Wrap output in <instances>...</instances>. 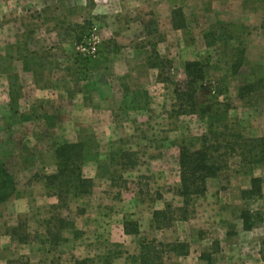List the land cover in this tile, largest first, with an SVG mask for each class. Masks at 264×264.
Wrapping results in <instances>:
<instances>
[{
    "label": "rangeland",
    "instance_id": "374dc122",
    "mask_svg": "<svg viewBox=\"0 0 264 264\" xmlns=\"http://www.w3.org/2000/svg\"><path fill=\"white\" fill-rule=\"evenodd\" d=\"M11 1L13 15L7 20H15L23 31L21 42L31 40V35L41 41L46 37L43 35L51 34L46 50H41L43 45L39 44L32 53L27 49L28 53H24L22 48L19 52L26 54L31 64L43 60L38 88L51 87L49 100L58 101L63 111L61 120L66 126L75 124L78 136L74 143L84 147L86 159L101 156L111 161L103 176L111 184L99 180L93 185L95 191L91 196L70 201L68 209L55 210L56 198L49 200L43 179L49 171H54L55 148L68 143L67 139L57 144L59 136L48 134L39 139L40 144L44 142L41 149L32 147L31 151H23L25 155L31 152L39 160L31 183L35 184L40 200L33 212H39L44 221L58 214L71 223L78 219L76 237L70 230L60 234L51 230L57 237L56 242L47 238L48 227L40 219L33 235L39 258L32 264H77L83 260H87L86 264H136L140 244L154 240L188 246L187 255L182 257L157 247L164 252L162 264H263L259 250L264 240V183L260 198L241 199V192L250 186V178L263 175L259 168L250 173L247 167H241L236 156L228 159L227 169L207 180L206 193L194 199L187 221L172 222L168 228L155 230L152 214L163 210L165 204L181 207L182 199L176 195L179 149H198L210 126L219 133L246 139L264 137V97L253 94L241 99L238 96L241 86L264 76V0ZM0 7L3 10L5 6L0 3ZM173 9L182 11L187 23L184 31L169 28L167 14ZM220 22L235 38L238 35V41H213L209 45L203 39L209 30L218 33ZM77 26L81 27L80 33L85 30L81 45L71 36L72 30L78 31ZM110 40L119 46L118 52L111 51L107 60L101 61L100 69L81 85L91 90L100 109L92 115L81 105L79 108L72 103L70 95L76 92L78 84L71 85L69 89L75 91L67 94L64 85H53L50 80L55 78L58 82L64 75L75 79L72 71H67L71 56L75 52L95 53ZM153 47L166 61L161 70L165 80L162 83L157 80L158 71L146 64ZM234 47L245 52L244 65L237 74L231 70ZM188 61L207 64V76L196 94L195 113L182 115L173 90L184 80V64ZM29 76L22 74L21 78L26 90ZM5 82V78L0 81L2 92ZM63 92L68 96L64 97ZM82 100L86 108L91 97H82ZM29 104L30 101L24 102L21 108L26 109L24 105ZM71 110L75 111L68 112ZM68 130L71 131V126ZM28 137L35 138L32 134ZM97 142L101 144L96 149ZM120 152L128 155V162H133L134 168L120 166ZM16 182L25 183L20 178ZM245 209L262 216L261 223L250 231L242 229L240 213ZM85 211L97 217L94 224L77 218ZM17 221L23 226L19 236H25L27 215L20 214ZM124 223L128 228L136 225L139 234H125ZM11 258V264H29V256L23 249L20 255Z\"/></svg>",
    "mask_w": 264,
    "mask_h": 264
},
{
    "label": "trees",
    "instance_id": "16d2710c",
    "mask_svg": "<svg viewBox=\"0 0 264 264\" xmlns=\"http://www.w3.org/2000/svg\"><path fill=\"white\" fill-rule=\"evenodd\" d=\"M170 24L174 31H184L187 28L186 20L179 9L171 11ZM264 25V24H263ZM264 27V26H263ZM71 31L72 39L77 45H81L83 33H80L81 27ZM209 45L217 42L233 43L238 41L237 38L228 30L225 24H218V33L209 30L203 35ZM214 43H211L213 42ZM233 47V46H232ZM100 48V47H99ZM93 54H84L75 52L69 59L71 67L67 71H72L75 81H86L95 71L100 69L102 60H107V55L117 53L119 46L113 40L107 41ZM233 63L231 65L232 74H237L244 65V50L232 48ZM25 63L29 62L28 56H24ZM28 62H27V61ZM41 61V60H39ZM166 61L162 59L153 47L150 55L146 59L149 69L158 71L157 80L164 82L161 70ZM207 64L201 61H188L184 64V80L176 84L173 90L174 96L178 103L179 114H194L196 110V94L200 83L207 76ZM253 94H260L264 97V76L254 79L252 82L241 86L238 89V96L241 99ZM228 135V137H227ZM86 152L80 143L64 142L56 147L53 152L56 172L44 177V186L49 192V196L57 200L55 210L68 209V203L72 200H81L87 198L93 193L92 180L85 178L82 167L86 162ZM236 156L240 160L241 167H247L250 173L259 168L263 177H251L248 189L241 192V199L251 201L258 199L262 195V186L264 183V137L246 139L240 135L219 133L214 127L210 126L208 134L202 136L200 147L198 149H188L181 147L178 154L179 167V184L176 195L182 199V205L179 208H173L170 204H165L163 210H156L152 214L153 228L161 230L168 228L172 222L187 221L189 217L188 209L194 199L203 197L206 193V183L209 179L216 178L221 172L227 169V161L230 157ZM120 166L122 168H134L133 162H128V155L124 152L119 154ZM251 176V175H250ZM16 191V184L13 177L8 171L0 166V204L11 199ZM242 229L244 231L252 230L257 224L261 223L262 216L259 213L245 209L240 213ZM51 221V222H50ZM48 227L45 231L47 238L51 242H56L57 237L51 230H56L59 234L64 230H70L73 236H77L74 223L61 217L60 214L46 223ZM53 225V226H51ZM51 226V228H50ZM22 225H17L10 231L11 238L18 236L19 243H24V236H19ZM123 230L127 235H138L137 226L128 228V224H123ZM155 240L148 243L140 244V252L136 258V264H162V250L157 247L167 249L166 252L175 253L177 256H186L188 246L185 243L161 244ZM259 255L261 262L264 264V240L260 243ZM87 260L77 262V264H86ZM109 264V263H104Z\"/></svg>",
    "mask_w": 264,
    "mask_h": 264
},
{
    "label": "crops",
    "instance_id": "0c3cea01",
    "mask_svg": "<svg viewBox=\"0 0 264 264\" xmlns=\"http://www.w3.org/2000/svg\"><path fill=\"white\" fill-rule=\"evenodd\" d=\"M6 1L8 2H2V0H0V3H3V6H5L3 10L1 9L2 7H0V81L2 82L3 78L6 80V86L3 88L4 92H2L0 88V166H3L15 181V197L13 196L12 198L16 199L14 200L11 198L7 202L0 204V264H11V256L20 255L21 249L26 251V254L29 256V264H32L38 261L39 258V252L34 248V228L39 226L40 219L44 224L47 220H45V222L43 220L44 217L41 218L39 212H33V208L37 205L38 200H40L38 197L39 195L36 193L35 184L31 183L33 176H35L38 171L37 166L39 160L33 158L31 152L25 155L23 151H31L32 147L41 149L44 142L40 144L39 139L41 141V139L48 134H54L55 136L57 134L56 137H61V139L59 137L56 138L57 144L66 139L68 143H74L76 142L78 134L76 133L75 124H70L71 131H69L68 127L70 126H66L64 121L61 120L60 113L63 111L60 110L58 101L52 102L49 100L52 96V93L48 94L49 88L51 87L38 88V77L40 70L43 69V62L41 63L39 60H35L34 63L31 64L26 60L28 62L26 64L24 59L26 54H19L20 48H22L24 53H32L35 49L34 47H37L39 44L43 45V49L41 50H46L45 47H48L49 41L48 37H51V34L43 35L47 38L40 36L43 37L41 41H38L39 37L34 39L36 35H31V40L28 42H21L20 34L23 31L21 32V28L17 26L15 20H7L13 14L9 6L12 1ZM170 17L171 11L167 14V18L169 19L167 20L168 22L170 21ZM168 26L174 31L170 23ZM18 68H20V72ZM22 74H30L29 78H27V84H29L27 90L21 80ZM59 79L58 82H56L57 79L55 78H52L50 81H52L53 85L58 83L64 85L66 87L64 91H67V94L76 90L73 94L71 92L70 95L73 105H79V108L81 105V108L86 110L85 112H90L92 115L95 112H100L96 99L92 98L94 96L91 90L81 86L82 83L86 81H79L76 83L75 79L66 77L65 75ZM73 84H78L75 86V90L74 88L69 89ZM82 89H84V92ZM67 94L64 93V97L68 96ZM61 97V99H63V96ZM82 97H91L90 105L86 108L83 107L85 101L82 100ZM29 101V105H24L26 109H22L21 105ZM47 103H49L48 107ZM50 104L52 107H50ZM72 108L74 109L75 107L73 106ZM74 111L71 110L68 112ZM105 112L110 111L108 110ZM92 130L93 133H95V129ZM29 134H32L35 138L28 137ZM20 136L22 137L21 140H19ZM27 140L30 142H27ZM100 144V142H97V144L94 145L95 148L97 149ZM110 164L111 161L109 159L101 156L91 160L86 159L82 167L83 175L85 178L92 180L94 186L99 180L111 184V181L108 179H103L104 174L107 173L105 172L107 171L106 168ZM52 169H54V171H49L46 176L56 172L55 167ZM19 178L25 181L23 185H19L16 182ZM94 186L93 191H95ZM51 199L55 200V197L49 196V200ZM56 202L57 200H55V203ZM83 213H81L83 215H79L77 218H84L86 221H89V224H94L97 217L87 215L88 211ZM20 214L27 215V229L24 236V243H19L17 235L12 238L10 235L12 228L18 225L17 218ZM77 222L78 219H75V228L78 227Z\"/></svg>",
    "mask_w": 264,
    "mask_h": 264
},
{
    "label": "built area",
    "instance_id": "2783aa9c",
    "mask_svg": "<svg viewBox=\"0 0 264 264\" xmlns=\"http://www.w3.org/2000/svg\"><path fill=\"white\" fill-rule=\"evenodd\" d=\"M93 54V53H92Z\"/></svg>",
    "mask_w": 264,
    "mask_h": 264
}]
</instances>
